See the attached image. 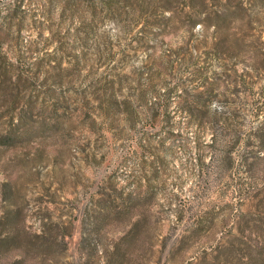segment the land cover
Returning <instances> with one entry per match:
<instances>
[{
    "label": "rangeland",
    "instance_id": "374dc122",
    "mask_svg": "<svg viewBox=\"0 0 264 264\" xmlns=\"http://www.w3.org/2000/svg\"><path fill=\"white\" fill-rule=\"evenodd\" d=\"M62 2L0 0V264H264V0Z\"/></svg>",
    "mask_w": 264,
    "mask_h": 264
},
{
    "label": "trees",
    "instance_id": "16d2710c",
    "mask_svg": "<svg viewBox=\"0 0 264 264\" xmlns=\"http://www.w3.org/2000/svg\"><path fill=\"white\" fill-rule=\"evenodd\" d=\"M24 0H14L15 2V5L14 7L12 8H9L10 11H12L13 13L11 14H7V18L9 19H15L17 18V11L16 9H19L20 8V5L21 3L23 2ZM51 1L53 0H47L48 3H51ZM62 4H63V11H62V14L65 15V14H69V17H72L74 18L75 16L77 17V13H78V7L84 3L87 2V0H62ZM171 8L169 7H166L164 8L163 10L164 11H171L170 10ZM227 10H223L221 12V15L220 17L222 19H224L227 15ZM82 19V18H81ZM198 23V22H197ZM19 29V28H18ZM84 29L83 28V24L80 23V27L77 28L75 34H79L80 30ZM20 76V75H19ZM23 116V115H22ZM22 120V117H20V121ZM16 139V136H15V132L12 131L11 129L9 130H6L1 136H0V143H3V144H11L14 142V140ZM119 194L120 196H122V204L123 203H130L132 199L135 198V196L133 195L132 192H129V193H126L124 194V191L122 188L119 189ZM118 191V190H117ZM124 201V202H123Z\"/></svg>",
    "mask_w": 264,
    "mask_h": 264
}]
</instances>
